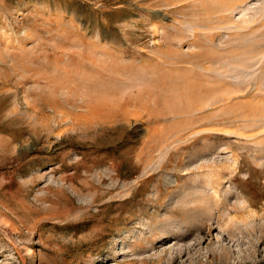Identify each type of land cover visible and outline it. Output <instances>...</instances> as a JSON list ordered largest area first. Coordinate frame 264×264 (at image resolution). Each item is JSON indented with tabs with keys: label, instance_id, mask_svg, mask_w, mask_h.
I'll return each mask as SVG.
<instances>
[{
	"label": "rangeland",
	"instance_id": "obj_1",
	"mask_svg": "<svg viewBox=\"0 0 264 264\" xmlns=\"http://www.w3.org/2000/svg\"><path fill=\"white\" fill-rule=\"evenodd\" d=\"M0 264H264V0H0Z\"/></svg>",
	"mask_w": 264,
	"mask_h": 264
},
{
	"label": "bare ground",
	"instance_id": "obj_2",
	"mask_svg": "<svg viewBox=\"0 0 264 264\" xmlns=\"http://www.w3.org/2000/svg\"><path fill=\"white\" fill-rule=\"evenodd\" d=\"M95 112V110L94 111H92V113H94Z\"/></svg>",
	"mask_w": 264,
	"mask_h": 264
}]
</instances>
